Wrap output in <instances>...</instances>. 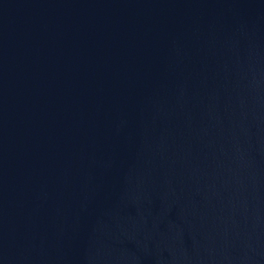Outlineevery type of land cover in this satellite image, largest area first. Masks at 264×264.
<instances>
[{
  "label": "water",
  "instance_id": "95a60500",
  "mask_svg": "<svg viewBox=\"0 0 264 264\" xmlns=\"http://www.w3.org/2000/svg\"><path fill=\"white\" fill-rule=\"evenodd\" d=\"M0 264H264V0H0Z\"/></svg>",
  "mask_w": 264,
  "mask_h": 264
}]
</instances>
